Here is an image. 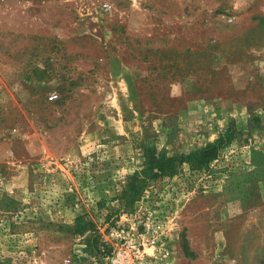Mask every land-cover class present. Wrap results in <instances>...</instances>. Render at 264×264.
I'll return each mask as SVG.
<instances>
[{"label": "rangeland", "instance_id": "1", "mask_svg": "<svg viewBox=\"0 0 264 264\" xmlns=\"http://www.w3.org/2000/svg\"><path fill=\"white\" fill-rule=\"evenodd\" d=\"M230 123L206 167L124 198ZM140 242L142 264H264V0H0V264Z\"/></svg>", "mask_w": 264, "mask_h": 264}, {"label": "trees", "instance_id": "2", "mask_svg": "<svg viewBox=\"0 0 264 264\" xmlns=\"http://www.w3.org/2000/svg\"><path fill=\"white\" fill-rule=\"evenodd\" d=\"M235 134L236 128L233 123H230L214 141L187 154L165 156L152 153L150 156H147L145 167L139 172L143 176H139L138 174L133 175L126 184L122 195L131 203L138 200L140 189L144 183L164 176H173L176 173L177 167L183 163L190 165L195 170L203 169L211 160L216 158L220 149L226 146ZM79 219L80 217L77 218V221ZM78 231L80 234L84 233V229ZM84 252L91 254V250L88 248H85Z\"/></svg>", "mask_w": 264, "mask_h": 264}, {"label": "built area", "instance_id": "3", "mask_svg": "<svg viewBox=\"0 0 264 264\" xmlns=\"http://www.w3.org/2000/svg\"><path fill=\"white\" fill-rule=\"evenodd\" d=\"M144 221V220H143ZM142 221V223H143ZM141 227H143V231H147L148 233L151 234L153 237L151 243L155 241L156 236H160V231H161V224L159 223L158 220H149L148 218L146 221L141 224ZM148 242L144 244L143 242H140L138 247L133 248V257H130V252L126 250H121L118 249L117 251L113 252L108 264H142L140 259H139V252L142 251V248L147 246Z\"/></svg>", "mask_w": 264, "mask_h": 264}]
</instances>
